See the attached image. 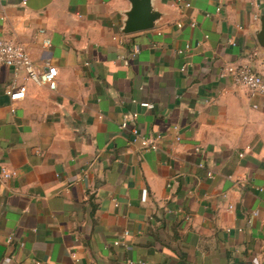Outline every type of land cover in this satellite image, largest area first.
<instances>
[{
	"label": "crops",
	"instance_id": "1",
	"mask_svg": "<svg viewBox=\"0 0 264 264\" xmlns=\"http://www.w3.org/2000/svg\"><path fill=\"white\" fill-rule=\"evenodd\" d=\"M184 1L123 35L127 0H0V37L58 72L49 90L0 66V264H264V94L220 76L264 81V0ZM132 113L157 152L120 129Z\"/></svg>",
	"mask_w": 264,
	"mask_h": 264
},
{
	"label": "built area",
	"instance_id": "2",
	"mask_svg": "<svg viewBox=\"0 0 264 264\" xmlns=\"http://www.w3.org/2000/svg\"><path fill=\"white\" fill-rule=\"evenodd\" d=\"M175 4L179 6V8H189L190 5L186 3L184 0H175ZM217 12L220 11L218 7ZM255 20L258 18L255 17ZM195 26L194 23L191 24L193 28ZM178 27H181V24H178ZM38 35L41 38V43L45 48L50 47L51 41L47 37L45 30H40ZM207 38V37H206ZM228 44L231 46L236 45L233 40H229ZM190 46L186 45L183 50L177 51L178 55H183L186 51H189ZM137 51L134 52L136 54ZM6 66L8 68H12L14 71L23 70L26 74V78L35 82L38 85L46 86L49 90H55L57 87V69L55 67H48L47 71H39L35 68L31 58L25 49L18 44H15L11 41L5 40L0 37V66ZM190 67L189 63H186L182 68L181 72H185L187 68ZM221 77H229L232 81V84L237 87H241L246 89L251 96H255L258 94H264V81L262 77L256 73L249 63L243 64H230L223 68L220 73ZM26 92L25 86L16 87L12 84L9 87L8 94L10 99L13 101L22 100L24 98ZM141 107L145 109H152L153 106L151 104H141ZM138 118L137 113H132L130 116L125 118L120 124V129L126 130L129 128V136L130 143L132 145L138 146V148L144 152H157L159 150V144L162 140L161 134H144L136 125V121ZM131 125V127H129ZM173 131H177V127L172 128ZM175 141H180V137L177 135ZM1 177L4 180H10L16 176V173L12 170H9L6 167H1L0 170ZM207 177H211V174L208 173ZM260 192H264L263 189H259ZM252 216H255L256 213L252 212ZM129 234L127 232L124 233V236L127 237ZM119 242H115L114 245H119ZM74 257V264L78 263V260ZM35 264H41L36 262Z\"/></svg>",
	"mask_w": 264,
	"mask_h": 264
},
{
	"label": "water",
	"instance_id": "3",
	"mask_svg": "<svg viewBox=\"0 0 264 264\" xmlns=\"http://www.w3.org/2000/svg\"><path fill=\"white\" fill-rule=\"evenodd\" d=\"M130 8L125 13L122 28L123 35H132L153 30L161 15L152 6V0H127ZM257 42L264 47V18L260 19V31L256 36Z\"/></svg>",
	"mask_w": 264,
	"mask_h": 264
}]
</instances>
